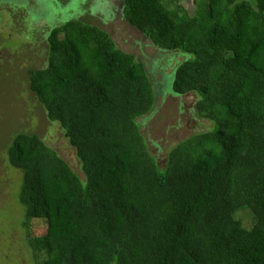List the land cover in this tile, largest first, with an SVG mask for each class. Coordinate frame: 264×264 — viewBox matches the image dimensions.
<instances>
[{
    "label": "trees",
    "instance_id": "1",
    "mask_svg": "<svg viewBox=\"0 0 264 264\" xmlns=\"http://www.w3.org/2000/svg\"><path fill=\"white\" fill-rule=\"evenodd\" d=\"M122 2L157 56L190 55L172 97L195 96L192 134L161 165L143 135L161 100L146 63L81 20L47 31L29 88L80 173L39 135L12 138L27 242L40 264H264V0H195V15L181 0Z\"/></svg>",
    "mask_w": 264,
    "mask_h": 264
},
{
    "label": "rangeland",
    "instance_id": "2",
    "mask_svg": "<svg viewBox=\"0 0 264 264\" xmlns=\"http://www.w3.org/2000/svg\"><path fill=\"white\" fill-rule=\"evenodd\" d=\"M181 2L190 15L197 13L195 0ZM122 7V0H0V264H40L44 260L27 242L23 227L26 212L19 199L22 175L7 164L6 152L12 138L20 132L39 135L80 173L75 150L57 123L48 120L29 88V70L43 66L48 57L47 31L81 20L108 29L124 51L146 63L158 85L157 99L161 100L158 111L147 120L143 135L161 165L169 151L192 134L189 120L193 114L189 109L195 106V96L183 99L181 114L179 99L172 97L174 69L190 55L164 52L157 58L150 42L125 21ZM198 122L193 121L197 129ZM237 218L245 227L253 226L248 210L238 213ZM31 224L39 233L45 227L40 219Z\"/></svg>",
    "mask_w": 264,
    "mask_h": 264
}]
</instances>
